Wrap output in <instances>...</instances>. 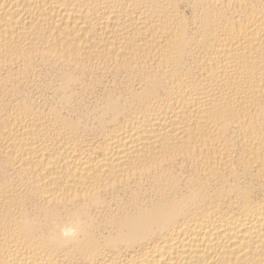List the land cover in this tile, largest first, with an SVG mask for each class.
<instances>
[{"label": "bare ground", "instance_id": "1", "mask_svg": "<svg viewBox=\"0 0 264 264\" xmlns=\"http://www.w3.org/2000/svg\"><path fill=\"white\" fill-rule=\"evenodd\" d=\"M0 264H264V0H0Z\"/></svg>", "mask_w": 264, "mask_h": 264}]
</instances>
